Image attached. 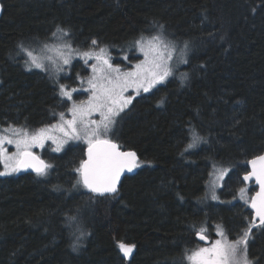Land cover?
Instances as JSON below:
<instances>
[{"label":"trees","instance_id":"16d2710c","mask_svg":"<svg viewBox=\"0 0 264 264\" xmlns=\"http://www.w3.org/2000/svg\"><path fill=\"white\" fill-rule=\"evenodd\" d=\"M0 4V124L35 127L66 105L57 87L66 73L55 78L27 67L21 48L51 43L57 28L70 33L75 49L88 50L96 39L111 55L127 56L135 40L161 25L167 38L188 44L187 63L136 98L120 120L115 141L136 152L140 167L123 177L117 195L95 196L77 184L81 144L45 149L53 166L46 176H0V264H191L202 227L210 241V225L233 238L243 233L251 214L239 189L249 198L253 188L241 175L264 150V0ZM73 64L82 71L83 64ZM193 129L203 139L187 148ZM217 165L230 172L213 200ZM250 238L248 258L264 264V230L254 228ZM120 242L135 245L130 256Z\"/></svg>","mask_w":264,"mask_h":264},{"label":"snow or ice","instance_id":"6c2138e0","mask_svg":"<svg viewBox=\"0 0 264 264\" xmlns=\"http://www.w3.org/2000/svg\"><path fill=\"white\" fill-rule=\"evenodd\" d=\"M149 38L141 36L134 41V47L143 53L145 59L140 63L130 66V70H122L119 66H114L111 58L107 55L106 48H99L98 52L85 51L76 52L72 44L68 42L70 33L62 28H57L53 37L63 41L51 50L58 53V62L53 61L51 56L38 58L28 49L21 48L26 52L28 60L26 65L29 68H38L48 71V66L44 59L52 61L55 73L63 72L64 66L71 65L73 54L81 56L85 64L89 60L96 62L91 64L92 76L86 81L88 88L84 91L90 95L86 101L79 103L72 102L67 112L70 118H66L65 112L59 113V123L41 127L35 131L24 128H16L9 125L8 128L0 130V161L3 162L4 171L0 176L19 172L21 170L32 169L38 176H46L53 166L46 163L37 156L32 149L44 148L47 141L55 144L54 151L61 152L69 141H82L87 145V159L80 162L75 172L79 174L77 184H82L89 192L95 196H115L119 192L121 176L125 172H132L140 167V161L134 151H121L120 146L108 138L109 132L117 123V118L128 108L134 99L133 96H125L129 89H134L135 95L142 92L148 93L157 85H162L173 75L171 61L176 52L173 41L166 38L163 31ZM92 48L98 46V41H91ZM48 48V45H44ZM188 48L185 42L184 49L181 50V62L187 63L183 59V53ZM127 60V57H124ZM186 74L182 76V79ZM85 81L81 80V84ZM59 95L65 101H72L73 93L79 92L77 88L69 89L65 84H58ZM163 103V101H160ZM95 115L99 119H93ZM55 116V114H54ZM56 133L57 135H53ZM192 142L187 148H193L203 138L192 130ZM5 144L15 145L16 151L9 154L4 147ZM252 170L247 172L242 182H249L254 179L259 186V191L249 200L246 196V189H239V199L244 200L254 210V216L248 227L235 242L226 240H216L212 246L200 248L187 256L191 264H253L247 257V246L254 228L264 230V155H260L248 162ZM230 169H216L211 181V199L218 200L216 188L223 187L225 177ZM70 219H75L70 218ZM218 234L223 237L224 233L220 225L216 226ZM206 229L201 228L196 233L201 241H206ZM83 235V233H81ZM79 239V237H77ZM75 248V245L73 246ZM135 245L119 243V249L125 257L132 254Z\"/></svg>","mask_w":264,"mask_h":264},{"label":"rangeland","instance_id":"374dc122","mask_svg":"<svg viewBox=\"0 0 264 264\" xmlns=\"http://www.w3.org/2000/svg\"><path fill=\"white\" fill-rule=\"evenodd\" d=\"M157 33H155V34H153V35H149V36H145V38L147 39V38H149V37H151V36H154V35H156ZM167 38V37H166ZM168 40H170V41H173L172 39H170V38H167ZM63 41H61V40H58V39H56V38H54L53 39V41L51 42V43H49V44H47L49 47L48 48H45L44 46H41V47H37V48H35V50L33 51V53H34V55H36L38 58H45V57H48V56H51L52 57V60L53 61H56V62H58V53L56 52V51H54V50H51L52 48H54L56 45H59L60 43H62ZM69 42V41H68ZM174 43H175V46H176V52L173 54V60L171 61V66H172V69H173V72H174V69H176V68H178L181 64H185V63H183V62H181V50H183L184 49V44H182V43H178V42H175V41H173ZM73 47V46H72ZM103 48L105 47V46H102ZM99 48H101V46L100 45H98L96 48H92V46H90L89 48H88V50H78V49H75L74 47H73V49H75L76 50V52H79V53H83V52H85V51H95V52H98L99 51ZM106 48V47H105ZM136 48V47H135ZM136 50V51H135ZM129 49L128 51H127V60H125L124 59V57H125V55L122 53V54H118V55H114V54H112L111 55V53L110 52H108V50H107V55L111 58V62H112V64L114 65V66H119L122 70H125V71H127V70H130V66H132V65H135V64H137V63H140L141 61H143L144 59H145V57H144V55H143V53H141L140 51H139V49L138 48H136V49ZM137 55L138 56H140V58L136 61L135 60V58L134 57H137ZM113 56L114 57H116V58H118V57H120L124 62V64H119V63H114V60H113ZM187 58V52H185L184 51V53H183V59H186ZM75 61H78V63H79V65L80 64H83V67L80 65V67L82 68V71L80 72L77 68H76V66H75V64H73V62H75ZM96 61L95 60H89L88 61V63L87 64H85V62H84V59H82L81 58V56H79V55H76L75 53L73 54V59H72V62H71V65L70 66H68V65H65L64 66V71L63 72H65L66 74L63 76V78L64 79H62V80H59V82L58 83H63V84H65L69 89H72V88H77V89H79L80 91L79 92H75V93H73V96H72V101H65V106L64 107H62V108H60V109H57V111H55V116L54 115H52L51 116V118L49 119V121H47V122H43L42 124H39V125H37V126H35V127H26V126H22V125H17V124H13V123H9V124H0V130H3V129H5V128H8L9 127V125H11V126H13V127H16V128H24V129H27V130H29L30 132L31 131H35V130H37V129H39V128H41V127H46V126H48V125H51V124H56V123H59V113L60 112H65L66 113V118H70V115H68V112H67V110H68V108H70L71 107V105H72V102L74 101V102H76V103H79L80 101H86L87 99H88V97H89V95H90V93L89 92H86V91H84L85 89H87L88 88V84H87V80L92 76V71H91V67H90V65L91 64H93V63H95ZM44 63L48 66V68H49V70H51L54 74H49V75H51V76H54L55 78H56V74H58V73H55V70H54V68L52 67V61H49V60H47V59H44ZM73 64V65H72ZM84 71V73L83 74H79V73H82ZM79 72V73H78ZM178 76H180L181 74H177ZM183 75V74H182ZM170 77H168V79H169ZM167 79V80H168ZM81 80H83V81H85L83 84H81ZM166 80V81H167ZM157 86H159V85H157ZM156 86V87H157ZM58 87V86H57ZM155 88H153L150 92H152L153 90H154ZM150 92H148V93H150ZM58 93H59V89H58ZM148 93H141L140 95H143V94H148ZM124 95L125 96H129V95H131V96H133L134 97V99L132 100V102L136 99V98H138L139 96H136L135 95V91H134V89H129L127 92H125L124 93ZM60 96V95H59ZM60 98L61 99H63V100H65V98H62L61 96H60ZM132 104V103H131ZM131 104L128 106V108L127 109H125V111L123 112V113H121L120 114V117H118L117 118V123L114 125V127H113V129L109 132V134H108V138L109 139H111V140H113V141H115L116 140V138H117V136H116V134L118 133V129H119V125H120V120L122 119V116L124 115V113L130 108V106H131ZM93 119H99V116L98 115H95L94 117H93ZM53 135H57L56 133H53ZM118 143V142H117ZM71 144H81V145H83L84 147H86L87 145L84 143V142H82V141H69V143L67 144V145H65L64 146V148L66 147V146H68V145H71ZM4 147L7 149V151H8V153L9 154H11V153H13V152H15L16 151V148H15V145H8V144H5L4 145ZM54 148H55V144H53L51 141H47L46 143H45V146H44V148H33L32 149V151L34 152V153H36L39 157H41L46 163H48V164H50L48 161H47V159L45 158V156H44V154H43V151L45 150V149H49V150H51L52 149V151H54ZM81 162V161H80ZM79 165H80V163H79ZM79 165H78V167H79ZM0 172H3L4 171V166H3V162L2 161H0ZM77 167V168H78ZM220 168H225L224 166H222V165H217L216 166V169H220ZM215 169V170H216ZM50 170V169H49ZM215 172V171H214ZM15 175H18V172H15V173H11V174H8V175H4V176H2V177H5V176H15ZM213 175H214V173H213ZM213 175H212V177H211V181H212V179H213ZM249 188V186H247V189ZM218 189H219V187L218 188H216V195L218 196V194H217V192H218ZM212 192V191H211ZM249 197H250V195H249ZM218 224H215V225H210V228H211V230L212 231H214L215 233H216V236H215V238L214 239H212V241H210L208 244H203V243H201L200 245H198L197 247H195L191 252H190V254L189 255H191V253L192 252H194V251H197L198 249H200V248H204V247H211L212 246V244L216 241V240H218V239H220V240H226L227 242H235L237 239H239V237L242 235H239V236H235L234 238L233 237H231V236H229V235H226L225 233H224V231H223V233H224V235H223V237L222 236H220L219 234H218V230H217V228H216V226H217ZM205 229H206V235H208V233H207V230H209V228H207V227H204ZM253 238H250L249 239V242H251V240H252ZM248 242V243H249ZM127 245H129V244H127ZM247 250H248V246H247ZM121 251V250H120ZM122 254H123V252H122ZM249 255H248V253H247V257H248ZM249 259V258H248ZM250 260V259H249ZM253 261V260H252ZM253 264H255V262L253 261Z\"/></svg>","mask_w":264,"mask_h":264},{"label":"water","instance_id":"95a60500","mask_svg":"<svg viewBox=\"0 0 264 264\" xmlns=\"http://www.w3.org/2000/svg\"><path fill=\"white\" fill-rule=\"evenodd\" d=\"M0 14H1V5H0ZM113 141V140H112ZM114 143H116V144H118L116 141H113ZM119 145V144H118ZM120 146V145H119ZM120 150L121 151H133V150H129V149H123L122 147H120ZM135 152V151H134ZM86 153H87V146L86 147H84V158H83V160L84 159H87V155H86ZM136 153V152H135ZM36 154V153H35ZM37 155V154H36ZM260 155H264V150L260 153V154H257V155H255V156H252V157H250L249 159H248V161H247V170H246V172H244L242 175H241V181H242V178H243V176L247 173V172H249V171H251L252 170V168H251V164H249L248 162L249 161H251L252 159H254L255 157H257V156H260ZM38 156V155H37ZM138 157V156H137ZM42 159V158H41ZM43 160V159H42ZM25 171H31V172H34L32 169H27V170H25ZM137 171V169H134L132 172H125L122 176H121V181H122V179H123V177L124 176H126V175H132V174H134L135 172ZM121 183V182H120ZM244 185H246V186H251L252 188H253V191H252V193L250 194V197H249V200H250V198L252 197V196H254L255 195V193L257 192V191H259V186L255 183V181H254V179L252 180V181H249V182H242ZM119 186H120V184H119ZM118 186V187H119ZM89 191V190H88ZM247 208H248V210H249V212H250V214H251V219H252V217L254 216V210L253 209H251L250 208V206H249V204H247ZM197 233V232H196ZM196 233H195V237H196V239L199 241V242H201V243H203V244H208L209 242H210V238H209V236H207V240L206 241H201V240H199V238L197 237V235H196Z\"/></svg>","mask_w":264,"mask_h":264},{"label":"flooded vegetation","instance_id":"af4514ba","mask_svg":"<svg viewBox=\"0 0 264 264\" xmlns=\"http://www.w3.org/2000/svg\"><path fill=\"white\" fill-rule=\"evenodd\" d=\"M1 5V4H0ZM1 11H2V9H1ZM119 144V143H118ZM121 147V146H120ZM199 232V231H198ZM208 236V235H207Z\"/></svg>","mask_w":264,"mask_h":264},{"label":"bare ground","instance_id":"6f19581e","mask_svg":"<svg viewBox=\"0 0 264 264\" xmlns=\"http://www.w3.org/2000/svg\"><path fill=\"white\" fill-rule=\"evenodd\" d=\"M41 158V157H40Z\"/></svg>","mask_w":264,"mask_h":264}]
</instances>
